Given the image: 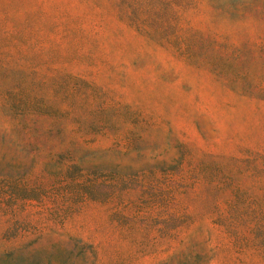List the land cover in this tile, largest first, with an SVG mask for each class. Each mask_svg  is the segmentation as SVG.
<instances>
[{
    "label": "rangeland",
    "instance_id": "1",
    "mask_svg": "<svg viewBox=\"0 0 264 264\" xmlns=\"http://www.w3.org/2000/svg\"><path fill=\"white\" fill-rule=\"evenodd\" d=\"M0 264H264V0H0Z\"/></svg>",
    "mask_w": 264,
    "mask_h": 264
}]
</instances>
